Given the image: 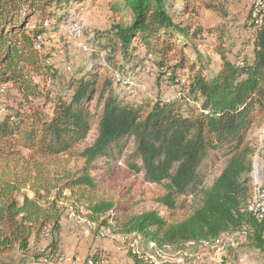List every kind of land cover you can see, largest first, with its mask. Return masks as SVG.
I'll return each instance as SVG.
<instances>
[{"label":"trees","instance_id":"trees-1","mask_svg":"<svg viewBox=\"0 0 264 264\" xmlns=\"http://www.w3.org/2000/svg\"><path fill=\"white\" fill-rule=\"evenodd\" d=\"M84 1L0 0V86L17 100L0 103V264L54 257L69 207L86 209L98 226L112 223L113 233L159 246L179 248L245 228L247 243L263 250L264 218L245 207L255 150L249 132L264 124V10L249 11L251 50L235 54L242 65L227 56L226 26L207 30L220 59V69L208 72L190 52L189 39L201 30L182 20L191 0H109L117 21L114 38L98 42L103 61L116 69L142 49L158 77L180 87L182 100L134 106L115 92L113 74L93 61L46 114L33 104L42 96L35 78L56 77L38 48L43 24L55 9ZM118 165L129 181L116 190ZM138 183L156 190L149 198L155 207L138 210L147 195L137 198ZM42 238L47 246L31 252Z\"/></svg>","mask_w":264,"mask_h":264},{"label":"rangeland","instance_id":"rangeland-1","mask_svg":"<svg viewBox=\"0 0 264 264\" xmlns=\"http://www.w3.org/2000/svg\"><path fill=\"white\" fill-rule=\"evenodd\" d=\"M256 1L191 0L189 12L183 16L182 20L191 27V31L201 30L198 36L189 39L192 58L196 59L199 55L200 64L206 66L208 72H215L220 69L218 55L208 46L212 37L207 35L208 29L219 24H224L227 28V44L231 49L227 55L229 60L237 61L235 54L240 49L242 54L245 52L249 54L251 31L245 29V24L250 22L248 14ZM260 1L264 2V0ZM207 5H210L211 8H208ZM55 13L56 15L44 22L43 25L47 32L39 38L40 42H38V48L48 54L45 63L51 65V73L56 76L45 79L35 78L42 96L36 98L33 104L41 108L43 112L51 113L54 98L60 96L67 98L69 80L79 76L80 72L88 68L90 63H95L93 61H97L104 66L107 72L113 74L115 92L120 98L127 100L134 106L142 102H154L157 99L182 100L180 87L160 79L153 62L143 59L145 53L142 49L137 52V57L127 63L121 61L116 69L110 68L103 61L106 51L100 53L98 42H105L114 38L113 27L117 21L110 10L109 0H85L82 3H74L65 9H55ZM36 22L37 17L33 16L28 22V26L31 27ZM73 24H77L79 29ZM70 25L75 26L74 29H71ZM96 55L100 56L99 59L95 58ZM5 91L0 96V103L15 105L17 100H8L7 89ZM11 92L14 90L11 89ZM3 113L4 109L2 108L0 115ZM260 127H255L249 132V139L254 146L257 142L259 143V138L264 140V133L261 135L263 128ZM120 167L118 165L117 172L119 173L111 181L117 188L116 190L121 188L118 185L129 181L122 180ZM136 187L137 198H143L140 192L145 191L147 193L145 201L138 207V210L147 209L151 206L155 207L149 202V198L154 196L156 190L139 183ZM246 239H243L238 247L229 251L226 264H264V249L259 250L252 247Z\"/></svg>","mask_w":264,"mask_h":264},{"label":"built area","instance_id":"built-area-1","mask_svg":"<svg viewBox=\"0 0 264 264\" xmlns=\"http://www.w3.org/2000/svg\"><path fill=\"white\" fill-rule=\"evenodd\" d=\"M256 10H264V2L256 1ZM79 26L77 24H73ZM75 26L70 25L71 29ZM237 65H242L241 60ZM5 92V87L0 86V96ZM260 128L264 133V124ZM259 128V129H260ZM260 135V136H261ZM264 157V140L259 138V143L255 144L254 154L252 156V169L249 173V182L252 185V195L245 207L247 213L256 218H264V168L260 161ZM69 212L78 222L85 223L91 228L99 227L97 223L91 221L87 214L88 211L82 207L75 209L69 207ZM112 225V223H109ZM106 233H112V228L108 227ZM247 238L245 228L229 230L220 233L211 239H199L189 241L184 246L176 248L170 245L159 246L154 242H149L147 248L140 246L138 240L130 242L129 247L132 254L138 260V264H226V258L231 249L239 246L243 239ZM176 249V250H175ZM58 264H100L94 257H89L85 261H72L69 263L59 262Z\"/></svg>","mask_w":264,"mask_h":264},{"label":"crops","instance_id":"crops-1","mask_svg":"<svg viewBox=\"0 0 264 264\" xmlns=\"http://www.w3.org/2000/svg\"><path fill=\"white\" fill-rule=\"evenodd\" d=\"M260 164L264 168V158L260 161ZM108 227L111 228V225L91 228L85 223L78 222V219L70 214L69 208L66 209L60 219V242L57 253L48 260L40 259L36 264L83 262L89 257H94L100 264H138L129 244L134 240H138L140 246L147 248L148 242L142 240L138 235L106 233L105 230ZM48 242L49 239L46 238L34 242L31 246V252L42 250Z\"/></svg>","mask_w":264,"mask_h":264}]
</instances>
